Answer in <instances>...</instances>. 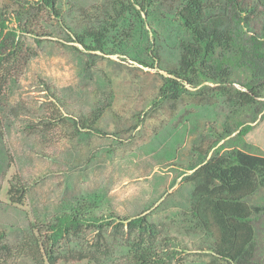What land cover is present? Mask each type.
Here are the masks:
<instances>
[{"label":"trees","instance_id":"trees-1","mask_svg":"<svg viewBox=\"0 0 264 264\" xmlns=\"http://www.w3.org/2000/svg\"><path fill=\"white\" fill-rule=\"evenodd\" d=\"M63 1L1 0L0 91L14 68L27 62L26 39L40 42L36 34L47 14L71 32V41L86 51L90 68L100 60L115 63L109 54L157 68L148 100L151 117L166 103L175 107L189 100L207 105L218 99L227 109L222 128L211 127L209 137L193 146L196 160L186 168L191 172L180 175V181L191 186L188 206L180 213L181 227L206 241L204 249L211 255L207 264H263L256 222L264 220V150L248 136L264 121V26L258 33L252 25L253 16L264 17V0H108L100 10L81 8L78 20L68 17ZM160 17L175 24L169 39L156 24ZM168 41L176 45L175 61L170 63L160 53V43ZM40 82L55 102L66 106L53 86ZM114 97L111 90L104 104L73 119L75 133H105L106 109L117 115ZM140 122L137 116L128 129L118 130L129 132ZM27 193L20 179H10L6 197L11 204L24 205ZM96 202L95 197L84 198L57 213L44 235L31 222L29 235L11 243L0 229V254L16 253L33 264H98L92 251H60V245L92 230L95 249L106 251L108 228L126 238L122 264H168L177 253L159 249L160 228L146 212L130 217L101 214Z\"/></svg>","mask_w":264,"mask_h":264},{"label":"rangeland","instance_id":"rangeland-1","mask_svg":"<svg viewBox=\"0 0 264 264\" xmlns=\"http://www.w3.org/2000/svg\"><path fill=\"white\" fill-rule=\"evenodd\" d=\"M107 1L64 0L63 4L68 17L78 20L81 8L100 10ZM43 17L36 34L40 42L26 39L28 60L14 68L0 91V229L5 230L7 240L13 243L29 235L31 222H36L44 235L46 224L57 213L95 197L97 213L130 217L146 212L160 228L159 249L177 251L168 264L209 263L206 241L181 227L180 213L188 206L191 186L179 177L191 172L186 168L196 160L193 146L209 137L211 127L222 128L225 104L218 99L207 105L183 100L175 107L166 103L151 117L148 100L154 93L157 68L117 54L108 55L115 63L100 60L90 68V63H85L89 59L86 51L71 41V32L60 20L47 14ZM156 24L169 39L175 24L161 17ZM252 25L259 33L264 26L262 14L253 16ZM160 46L164 62L175 61L176 45L168 41ZM141 57L148 60L144 51ZM40 80L53 86L66 106L55 102ZM111 90L115 96L112 109L117 115L106 109L105 133L76 134L72 120L104 104ZM137 116L141 122L136 129L118 130L128 129ZM259 125L248 137L264 150V121ZM13 177L28 188L22 206L11 204L6 197ZM256 228L263 248L264 220L257 221ZM106 236V251L95 249L92 230L64 241L60 251H92L98 264H122L125 236L115 235L111 228ZM0 264L33 262L15 253L0 254Z\"/></svg>","mask_w":264,"mask_h":264},{"label":"crops","instance_id":"crops-1","mask_svg":"<svg viewBox=\"0 0 264 264\" xmlns=\"http://www.w3.org/2000/svg\"><path fill=\"white\" fill-rule=\"evenodd\" d=\"M180 177H181V176H180ZM180 177H179V178H180Z\"/></svg>","mask_w":264,"mask_h":264}]
</instances>
